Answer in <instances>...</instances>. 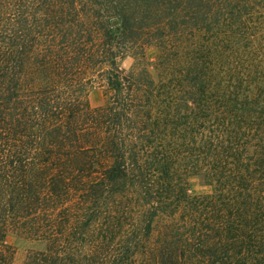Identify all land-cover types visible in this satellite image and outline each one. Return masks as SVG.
I'll list each match as a JSON object with an SVG mask.
<instances>
[{"label": "trees", "instance_id": "1", "mask_svg": "<svg viewBox=\"0 0 264 264\" xmlns=\"http://www.w3.org/2000/svg\"><path fill=\"white\" fill-rule=\"evenodd\" d=\"M15 231L22 264H264V0H0V264Z\"/></svg>", "mask_w": 264, "mask_h": 264}, {"label": "rangeland", "instance_id": "2", "mask_svg": "<svg viewBox=\"0 0 264 264\" xmlns=\"http://www.w3.org/2000/svg\"><path fill=\"white\" fill-rule=\"evenodd\" d=\"M156 52L157 50L155 47L151 46L146 48L145 60L147 62V69L154 77L155 69L153 68V60ZM135 62L136 60L133 56H126L125 58L119 60V66L121 69L129 71L134 67ZM87 99L92 107L102 105L106 99L104 85L95 82L87 91ZM189 184L191 185L193 192L205 190L199 186L198 180L195 178H191ZM6 243L13 249L11 258L12 264H22L31 251L43 248V243L34 240L20 231L10 232L6 237Z\"/></svg>", "mask_w": 264, "mask_h": 264}]
</instances>
